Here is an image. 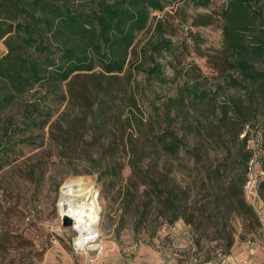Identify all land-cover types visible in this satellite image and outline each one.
I'll list each match as a JSON object with an SVG mask.
<instances>
[{
    "label": "rangeland",
    "instance_id": "obj_1",
    "mask_svg": "<svg viewBox=\"0 0 264 264\" xmlns=\"http://www.w3.org/2000/svg\"><path fill=\"white\" fill-rule=\"evenodd\" d=\"M226 4L173 2L150 13L134 41L132 70L114 86L118 100L105 126L92 125L67 100L60 102L65 87L47 96L44 86L36 87L0 110V264H222L220 224L215 227L203 208L213 185L208 175L222 172L224 179L215 184L222 190L245 176L244 158L260 145L258 132L264 129L263 88L248 85L232 67L222 30ZM201 16L214 22L196 24ZM245 19L244 43L264 46V0H251ZM163 41L169 45L154 50ZM5 51L1 42L0 56ZM247 57L257 71L264 70V56ZM156 65L160 72L150 73ZM130 90L136 107L129 105ZM233 101L243 116L230 109L222 119V106ZM128 119L139 120L137 127L129 128ZM163 136L180 141L177 152L164 150ZM133 153L136 172L130 167ZM72 179L98 195L101 252L74 250L80 235L72 221L65 226L60 213L63 185ZM150 179L175 196L176 210L154 192ZM220 196V208L230 209L227 195ZM242 196L259 226L227 212L230 254L264 264V218L257 214L264 209V189L254 205Z\"/></svg>",
    "mask_w": 264,
    "mask_h": 264
},
{
    "label": "trees",
    "instance_id": "obj_2",
    "mask_svg": "<svg viewBox=\"0 0 264 264\" xmlns=\"http://www.w3.org/2000/svg\"><path fill=\"white\" fill-rule=\"evenodd\" d=\"M173 2H192L204 7L209 4V0H0V41L6 49L0 56V110L36 87L44 86L46 96L51 92L56 95L65 87V94L58 97L60 102L67 100L76 108L78 116L89 119L92 125L105 126L118 100V92L114 90L116 81L120 74L132 70L130 57L136 55L133 48L136 35L146 29L151 12H162ZM250 2L227 0L221 14L222 30L227 50L234 57L232 67L248 85L264 90V70L257 71L247 57L248 54L264 56V46L246 45L242 34ZM213 22L212 16H201L196 24L208 26ZM156 28L161 29V22H157ZM166 45L169 43L163 41L156 44L154 50ZM149 72H160V66L156 65ZM261 93L264 97V92ZM252 95L247 99L252 101ZM128 102L136 107L134 90H130ZM31 108V112L38 111L36 106ZM230 109L238 117L243 116L241 106L233 101L222 106V119ZM24 119L30 121L32 117L25 116ZM138 121L128 119V127H137ZM258 134L260 145L254 150L258 152L260 164L263 160L264 169V129ZM163 138L162 147L167 153L178 151L179 140ZM59 145L64 147L63 142ZM252 153L250 150L249 157L244 158L246 164ZM246 164L245 176H240L236 183L228 180V186L223 190L215 189V184L222 180V172L215 169L208 175V181L213 185L207 192L209 199L203 208L214 219L215 227L220 224L219 239L225 243L219 247L223 257L230 254L234 244L227 230V212H235L236 217L249 226H259L257 215L242 196ZM130 167L133 172L138 170L136 153L132 154ZM150 182L154 192L164 196L166 206L176 210L175 196L170 191L161 190L154 179ZM259 189L262 194L263 180L258 185V197ZM220 193L227 195L232 203L230 209L225 205L220 208L225 199Z\"/></svg>",
    "mask_w": 264,
    "mask_h": 264
},
{
    "label": "bare ground",
    "instance_id": "obj_3",
    "mask_svg": "<svg viewBox=\"0 0 264 264\" xmlns=\"http://www.w3.org/2000/svg\"><path fill=\"white\" fill-rule=\"evenodd\" d=\"M63 196L60 213L64 218L72 221L74 229L79 236L75 247L76 251L83 250L85 236L93 234L99 235L100 208L97 205L98 195L93 188L85 185L79 179L68 180L63 185ZM100 236V235H99ZM75 250V248H74Z\"/></svg>",
    "mask_w": 264,
    "mask_h": 264
},
{
    "label": "built area",
    "instance_id": "obj_4",
    "mask_svg": "<svg viewBox=\"0 0 264 264\" xmlns=\"http://www.w3.org/2000/svg\"><path fill=\"white\" fill-rule=\"evenodd\" d=\"M253 153L246 164V179L243 185V193L251 202L252 205L256 204L258 201V185L261 181V178L264 176V171L259 167V156L258 152L254 149ZM258 216L263 219L264 218V209L257 210ZM73 247L74 246L73 243ZM93 252H101L103 250V245L100 240V236L98 233L94 232L93 234H89L85 236L84 239V248ZM222 264H250L247 258L238 259L233 254H228L223 257ZM159 264H165L163 261Z\"/></svg>",
    "mask_w": 264,
    "mask_h": 264
},
{
    "label": "water",
    "instance_id": "obj_5",
    "mask_svg": "<svg viewBox=\"0 0 264 264\" xmlns=\"http://www.w3.org/2000/svg\"><path fill=\"white\" fill-rule=\"evenodd\" d=\"M64 221H65V226H69V225H70V223H71V221H70V220H68L67 218H65V219H64Z\"/></svg>",
    "mask_w": 264,
    "mask_h": 264
},
{
    "label": "crops",
    "instance_id": "obj_6",
    "mask_svg": "<svg viewBox=\"0 0 264 264\" xmlns=\"http://www.w3.org/2000/svg\"><path fill=\"white\" fill-rule=\"evenodd\" d=\"M2 41H0V43H1ZM237 249H239V248H237ZM240 250V249H239ZM236 252V251H235Z\"/></svg>",
    "mask_w": 264,
    "mask_h": 264
}]
</instances>
